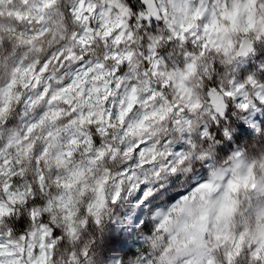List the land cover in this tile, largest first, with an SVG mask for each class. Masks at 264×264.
<instances>
[{"label": "clouds", "instance_id": "9594fccd", "mask_svg": "<svg viewBox=\"0 0 264 264\" xmlns=\"http://www.w3.org/2000/svg\"><path fill=\"white\" fill-rule=\"evenodd\" d=\"M0 264H264V0H0Z\"/></svg>", "mask_w": 264, "mask_h": 264}]
</instances>
